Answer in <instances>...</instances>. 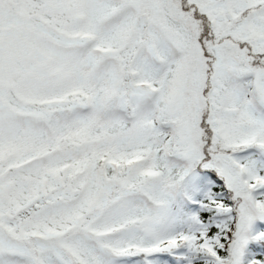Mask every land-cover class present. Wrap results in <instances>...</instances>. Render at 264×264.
Wrapping results in <instances>:
<instances>
[{
  "label": "snow or ice",
  "instance_id": "6c2138e0",
  "mask_svg": "<svg viewBox=\"0 0 264 264\" xmlns=\"http://www.w3.org/2000/svg\"><path fill=\"white\" fill-rule=\"evenodd\" d=\"M0 264H264V0H0Z\"/></svg>",
  "mask_w": 264,
  "mask_h": 264
}]
</instances>
